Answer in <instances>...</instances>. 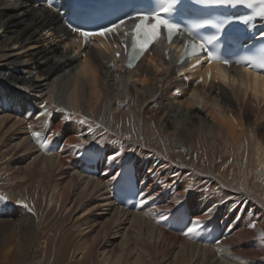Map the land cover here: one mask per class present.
Listing matches in <instances>:
<instances>
[{
	"label": "bare ground",
	"instance_id": "6f19581e",
	"mask_svg": "<svg viewBox=\"0 0 264 264\" xmlns=\"http://www.w3.org/2000/svg\"><path fill=\"white\" fill-rule=\"evenodd\" d=\"M73 40L52 10L0 0V100L10 109L0 106V196L14 204L0 227L23 225L20 238L0 232L5 264L50 251L57 256L50 264H261L264 79L235 68L185 88L174 53L161 44L128 70L121 49ZM30 104L48 105L53 131L72 148L107 144L142 158L159 203L147 211L119 208L105 178L70 166L71 153L45 154L32 138L34 118L17 116ZM183 203L202 225L188 236L159 219ZM72 215L73 230L60 228Z\"/></svg>",
	"mask_w": 264,
	"mask_h": 264
},
{
	"label": "snow or ice",
	"instance_id": "6c2138e0",
	"mask_svg": "<svg viewBox=\"0 0 264 264\" xmlns=\"http://www.w3.org/2000/svg\"><path fill=\"white\" fill-rule=\"evenodd\" d=\"M163 5L158 11L152 10L144 13H134L126 14L124 18H118L117 22H111L107 26H101L94 30H86L80 26L69 25L73 33H78L79 37L82 38L83 44L87 46L93 42V38L101 37L108 38L110 36L119 35L121 30V25L125 24L127 20L138 21L134 24V28L130 32H124V40L121 41L123 44L125 53L128 54L127 67L132 68L133 61L139 60L145 52L149 51L150 47L156 43L160 38L162 32H166L168 41L171 43L172 38L179 34L181 30V25L174 22L173 14L179 11V5L181 0H160ZM198 3L209 6H232L246 5L248 8H253L258 6L255 11V16L264 19V0H198ZM235 19L240 20L243 23H247L250 17H236ZM224 20L214 22L211 19H204L201 22L194 23L192 28L201 29L205 27H214L216 29L222 30L224 27ZM193 40L190 44L186 45V49L190 48L191 51L187 52L189 56L197 57V64L201 61L199 59V54L204 53L209 62L213 59L219 60L225 65H230L232 61L223 58L216 53L209 50L208 45H212L221 39L219 34L212 35L207 39L201 38L199 35L193 34ZM79 41H73V43H78ZM131 47V53H128V47ZM98 47H103L102 44L97 45ZM67 47V45H65ZM117 58L120 57L121 53L119 51L115 52ZM251 66V65H250ZM261 72H264V53H261V58L259 64L256 65ZM203 78H201L202 80ZM258 79H264V75H258ZM41 114H37L39 117ZM117 153H114L109 159H115ZM140 204L146 203L144 198L140 199ZM161 220L165 217L161 216ZM159 222V221H158ZM199 227H202L201 221L197 218H193L190 226L184 231V235L188 236L190 233H195ZM249 227L255 228V224H250ZM261 239L264 240V233L261 234Z\"/></svg>",
	"mask_w": 264,
	"mask_h": 264
},
{
	"label": "rangeland",
	"instance_id": "374dc122",
	"mask_svg": "<svg viewBox=\"0 0 264 264\" xmlns=\"http://www.w3.org/2000/svg\"><path fill=\"white\" fill-rule=\"evenodd\" d=\"M53 45L55 46L56 45V43H53ZM58 46H60V48L61 47H63L62 45H59L58 44ZM16 88H23V87H20V86H16ZM23 89H25V88H23ZM0 197H2V196H0ZM217 206V213L219 214V206L218 205H216ZM242 211H243V213H245V216H247L246 214H247V212L248 213H250L249 211V209H245V208H243V209H241ZM75 218H77V214L74 216V219ZM105 218H106V216H105ZM105 218H103L104 220H105ZM73 222V215H72V217H70L69 216V218H68V220H65L63 223H62V221L60 222V221H58L57 223H60V225L62 226V227H60V228H68V227H70L71 225H72V227L70 228V230H69V232H71L72 230H73V228L75 227V224L74 223H72ZM62 223V224H61ZM78 225H79V223H78ZM23 225H18V227L17 228H15L12 224H6L5 226H3V227H0V232H3V234H4V237H5V233L6 232H11V231H13V230H15V232L17 233V235H18V237H19V233H20V231H21V229H20V227H22ZM125 227H127L125 224L124 225H121L120 227H119V229L117 230L118 232H119V234H116V236H113V240H114V242H119L121 239H122V234L121 233H123L124 231H125ZM53 228L54 227H48L47 228V230L45 229V233H47V232H50L51 230H53ZM262 233H264V232H262ZM261 233V234H262ZM79 236V235H78ZM4 237H3V239H4ZM20 238V237H19ZM261 238V237H260ZM68 240V239H67ZM76 240V242H78V240L77 239H75ZM74 240V241H75ZM68 241H70V240H68ZM1 242H3V241H1ZM75 242V243H76ZM1 244V243H0ZM0 248H3V243H2V247H0ZM74 249V248H73ZM48 252H49V250H48ZM4 253V252H3ZM2 252L0 253V255L1 254H3ZM54 253V252H53ZM52 253V251H50L49 253H48V255L47 254H43V255H41V254H39V253H37V252H35L33 255H31V258L30 257H28V260H26L25 262L27 263V264H29L30 263V261L31 260H33V264H37V263H39V264H50L51 263V261L55 258V257H57L56 256V254L54 253L53 254ZM50 255H51V257H50ZM52 258V259H51ZM261 261H262V263L261 264H264V254L262 255V257H261ZM35 262V263H34ZM0 264H5V262H4V260H2V258L0 257ZM237 264H239V263H237ZM241 264V263H240Z\"/></svg>",
	"mask_w": 264,
	"mask_h": 264
}]
</instances>
